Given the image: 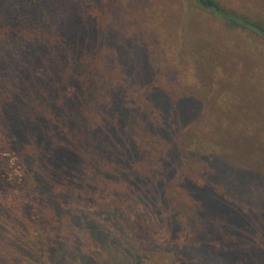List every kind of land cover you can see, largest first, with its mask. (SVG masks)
<instances>
[{"label":"rangeland","instance_id":"374dc122","mask_svg":"<svg viewBox=\"0 0 264 264\" xmlns=\"http://www.w3.org/2000/svg\"><path fill=\"white\" fill-rule=\"evenodd\" d=\"M219 1L238 16L264 23V0ZM57 2L63 7L56 0H19L25 11L15 14L14 0H0V81H7V72H19L11 80L17 88L14 101L0 109V158L9 148L21 158L19 177L0 170V264H118L119 258L135 254L132 245L120 246L116 229L91 212L130 190L136 160L128 159L131 148L123 151L119 145L150 130L143 118L152 117L141 106L148 100L150 114L158 116L159 98L151 89L168 92L162 97L172 106L188 93L203 104L213 101L206 111L215 116L210 126L193 107L190 114L182 106L177 111L188 124L214 130V136L222 130L228 136L222 142L238 138L239 148L257 151L251 158L264 161V36L229 28L194 0ZM73 14L82 26L69 34L66 19ZM4 35L16 45L4 44ZM60 41L67 49L90 44V55L78 53L83 71L73 68L74 58L54 55ZM97 48L115 51L110 59L115 73L106 72L102 59L88 66ZM143 153L157 172L151 158L161 148L144 147ZM205 158L191 155L188 163L196 169ZM125 159L134 166H124ZM137 170L150 179L149 169ZM259 177L257 182L239 180L238 187L247 183L246 195L230 194L257 227L264 224V171ZM208 185L219 191L224 187L213 175ZM153 197L157 201L161 195ZM156 205L162 221L172 216L182 221L177 207ZM177 228L185 230V225ZM130 230L137 233L136 227ZM89 245L96 253L88 251ZM141 250L135 264H170L155 250Z\"/></svg>","mask_w":264,"mask_h":264},{"label":"trees","instance_id":"16d2710c","mask_svg":"<svg viewBox=\"0 0 264 264\" xmlns=\"http://www.w3.org/2000/svg\"><path fill=\"white\" fill-rule=\"evenodd\" d=\"M57 1L60 0H56V4L58 3L62 8V4ZM194 1L201 8L208 9L223 18L228 22L229 28L253 29L264 36V23L259 19L251 20L238 16L222 5L219 0ZM18 2L19 0H14V3H12L15 14L25 11L24 6ZM58 5L53 6L52 9L56 10ZM52 9L48 10L52 11ZM71 9H67L70 14L72 13ZM77 16L73 14L74 18L66 19L68 23H66V32L69 31V34H74V31H78L79 27L82 26V23L76 21ZM72 26L75 27V30H72ZM9 36L4 35V44L5 42L7 45L16 42ZM56 46H58L54 50L56 57L63 54L68 59L72 60L74 58L73 68L83 71L81 70L82 63L78 61V53L82 54L81 51H85L86 55H90L91 52L87 53L90 44L79 42L76 43L75 48L67 49L64 47L63 41H60ZM22 48L25 53H29L24 46ZM64 49L67 50L65 53ZM6 53L8 52L5 51ZM92 53L93 57L89 60V67L92 65L97 66L98 61L102 59L101 61L107 62L106 72L109 74L115 73L114 63L110 60L115 51L104 53L103 49L97 48L96 52ZM7 73L5 78L7 81L5 83L0 81V109L3 108L2 104L13 102L17 92V88L11 80L12 77L18 76L19 72L16 73L12 70ZM75 75H77V71ZM163 92L168 93L158 88L150 90V93H155L159 98L157 100L158 116L150 114L149 110L153 107L149 106L150 102L148 100H143L142 111L146 108L144 114L152 117L143 118V122L145 127L147 126L150 130L145 134L136 135L133 142L131 138L129 142L124 141L119 145L120 150L123 151L131 148V153L127 155L128 159L133 158L136 160L134 161L136 166H134L132 162L128 165L125 159L124 166L128 165L130 168L132 164L142 171L149 169L148 174L151 175H148V177L150 179L145 177L146 174L143 176L142 172L134 169L131 177H129V182H127V185H130V190L127 188L121 198L118 197L114 201L112 200L111 203L113 204L106 205L102 209L97 208L91 212L95 219L98 216L116 229L117 237L123 242L120 246L124 243L132 245L135 256L133 254H131V258L123 256L118 259V264H135L134 261H138L137 253L140 255L142 248L147 251L155 250L157 254L163 255L164 258L169 260L170 264H186L183 262L184 259H187L189 264H264V224H259L258 227L253 225L252 220L245 214V211L235 204L234 201L237 200H233L230 195L233 191L238 193L237 196L246 195L248 191L247 183H243V186L238 187L239 180L244 179L247 182L252 178L257 182L258 177L263 175L264 169L260 171V167L264 168V161L251 158L253 157L252 152L257 151L239 148L238 138L222 142L228 137L222 130H216L218 134L214 136V130L211 133L210 129L201 130L200 126L195 127L194 124H188L186 120H183L187 116L181 117L177 111L178 106H182L189 114L193 109H197L199 116L202 117L201 122L210 126L213 124L215 116L207 115L206 111H211L213 101L205 100L203 104L195 97L190 98V93H188L173 101L175 105L172 106L164 101ZM228 102L231 103V100ZM172 111H175L177 116ZM47 126L48 124L45 128ZM228 146L230 150H228ZM144 147L146 149L161 148V154H156L151 158V161L157 165L158 174L156 170L150 169L153 167L148 158H143ZM6 153L4 154L6 157L1 156L0 158V170L3 171L5 176L12 172L18 174L19 177L21 172L20 156L10 148ZM195 154L200 158L206 157L205 159H207L204 163L201 162L196 169L190 166H193L192 161L188 163L191 155ZM145 161H148V163L143 164ZM182 161H184L183 166L172 173ZM209 175H213L214 180L223 183L222 191L208 185ZM16 179L18 178L16 177ZM145 179H147V182ZM154 179L157 180L154 181ZM153 195H161V197L155 201ZM156 203L161 206L177 207L176 210L182 215V221L177 222L174 216L168 222L162 221L156 216L154 209V206H157ZM37 214L38 217L41 215L40 212H37ZM210 215L215 217L212 218ZM202 216L209 218L210 223H204ZM91 220L94 219L91 218ZM97 220L99 222V219ZM186 224H188L187 227ZM143 225L149 226V230L144 228ZM182 225H185V230L177 228ZM134 226L137 233L130 230H135ZM152 226H154L153 229ZM255 227H257V230ZM168 229H171V231ZM142 232L149 234L145 236V234H140ZM132 237L136 242L130 240ZM88 248L89 252L96 253V247L91 248L89 245ZM5 254L8 258L14 259L10 249H6ZM133 257L136 258L132 259Z\"/></svg>","mask_w":264,"mask_h":264}]
</instances>
